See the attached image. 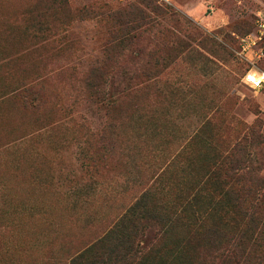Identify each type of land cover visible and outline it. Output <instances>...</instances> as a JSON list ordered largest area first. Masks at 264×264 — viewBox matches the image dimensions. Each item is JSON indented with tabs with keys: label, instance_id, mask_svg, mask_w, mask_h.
I'll return each mask as SVG.
<instances>
[{
	"label": "rangeland",
	"instance_id": "374dc122",
	"mask_svg": "<svg viewBox=\"0 0 264 264\" xmlns=\"http://www.w3.org/2000/svg\"><path fill=\"white\" fill-rule=\"evenodd\" d=\"M261 24L264 0H0V264L69 263L146 191L163 203L212 152L264 141V87L243 82ZM104 63L145 82L119 112L91 96Z\"/></svg>",
	"mask_w": 264,
	"mask_h": 264
},
{
	"label": "trees",
	"instance_id": "16d2710c",
	"mask_svg": "<svg viewBox=\"0 0 264 264\" xmlns=\"http://www.w3.org/2000/svg\"><path fill=\"white\" fill-rule=\"evenodd\" d=\"M148 65L143 68L151 70ZM116 70L117 66L101 64L91 79L93 101L109 113L122 110L145 83ZM25 94V107L37 109L36 95L29 88ZM260 141V136H247L225 150L228 155L212 152L207 166L191 165L188 174L174 181L175 190L163 203L153 202L151 191H146L101 238L64 264H264V141ZM113 149L99 142L89 157L91 169L107 162ZM166 174H155L151 180L168 186Z\"/></svg>",
	"mask_w": 264,
	"mask_h": 264
},
{
	"label": "built area",
	"instance_id": "2783aa9c",
	"mask_svg": "<svg viewBox=\"0 0 264 264\" xmlns=\"http://www.w3.org/2000/svg\"><path fill=\"white\" fill-rule=\"evenodd\" d=\"M262 32L264 33V24H261ZM243 82L254 91H259L264 87V72L249 71L244 75Z\"/></svg>",
	"mask_w": 264,
	"mask_h": 264
}]
</instances>
